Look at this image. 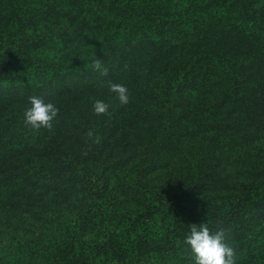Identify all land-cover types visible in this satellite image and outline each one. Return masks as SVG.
<instances>
[{
  "label": "trees",
  "instance_id": "obj_1",
  "mask_svg": "<svg viewBox=\"0 0 264 264\" xmlns=\"http://www.w3.org/2000/svg\"><path fill=\"white\" fill-rule=\"evenodd\" d=\"M16 1L0 0L5 7L0 17V264H11L9 258L12 264H36L32 255L22 256L33 246L19 237L30 234L39 221L60 216V211H49L35 217L21 200L23 186L17 195L6 188L13 176H30L32 161L44 185L67 203L80 206L63 212L66 223L73 220L74 226L66 238L60 236L63 228L58 229L53 242L57 254L43 256L38 264H140L161 253L178 261L183 247L191 250L185 236L193 223L206 224L211 232L225 229L235 264H264V0H151L147 6L141 0ZM13 3L20 5L24 19L29 14L30 26L21 24L19 7L7 11ZM50 17L52 23L47 22ZM41 44L57 58L29 53ZM93 59L108 68L107 76L92 69ZM109 79L128 87L127 105H120L108 91ZM30 96L43 97L59 109L53 120L59 125L48 133L53 146L36 144L34 135L40 129L34 133L24 123ZM94 99L109 103L110 115L94 114ZM10 106L19 111L13 115ZM157 116L164 119L154 124ZM66 120L81 127L92 125L93 136L104 130L95 145L122 148L107 161L110 171L119 168L113 165L124 153L126 139L134 135L130 146L143 162L132 161L134 174L151 175L160 168L168 171V183L185 186L184 180L193 177L224 192L202 205V214L194 213L195 206L154 236L139 216L126 219L117 232L103 230L102 240L77 253L78 229L94 223L110 182L104 168L76 169L80 160L67 153L65 145L74 141L76 128L67 126ZM176 122L187 125L174 130ZM88 131L82 132L80 142L85 158L94 160L93 143L88 146L93 136L87 137ZM211 134L216 145L207 138ZM183 136L198 141L197 147L185 149L193 165L188 169L179 165L182 149L174 156L171 151L168 163L154 161L159 147ZM21 147L41 151L42 160L32 157L23 164L6 158ZM227 149L233 151L228 166L232 170H214L220 151ZM62 175L66 179L61 180ZM147 205L142 204L145 215ZM11 247L17 249L15 253Z\"/></svg>",
  "mask_w": 264,
  "mask_h": 264
},
{
  "label": "rangeland",
  "instance_id": "obj_2",
  "mask_svg": "<svg viewBox=\"0 0 264 264\" xmlns=\"http://www.w3.org/2000/svg\"><path fill=\"white\" fill-rule=\"evenodd\" d=\"M22 1L23 0H17L16 2ZM148 1L151 0H141L144 6H147L146 3ZM34 4H31V9L34 8ZM36 5L37 4H35V6ZM13 6L19 7V9H17V13H19V11L22 13H19V16L21 17V24L30 26L32 21L28 18L29 14L24 19L22 16L23 11L20 10L21 7L19 4L13 3L10 8L7 9V11H12ZM40 6H38L37 8L41 9ZM7 7H9V5H6V8ZM146 9H149V7H146ZM3 10H5V7H3V4L0 2V17L3 15ZM53 20L54 18L50 17L47 22L52 23L51 21ZM37 27H39L40 31L42 32V25L39 24L37 25ZM4 31L6 33V30ZM14 31L16 30H10V32ZM52 40H55V38ZM34 52L40 56H44L46 54H48L50 57L56 56L55 59L58 56L57 53H53L52 50L46 48L42 44L39 45L37 49L32 50L29 53L33 55ZM10 109L13 115H15L19 111L15 106H10ZM161 119H164V116L154 117L152 121L154 124H158ZM66 123L67 126L69 125V123H71V126L76 128V137L74 141L71 143L70 141L65 143L67 147V153L71 151L72 153L77 154V158L80 160L76 165V169L82 170L83 172H96L97 170L104 168V171L107 173L110 182L106 188L104 198L105 201H103L100 205L101 210L99 215L96 216L94 223L90 226H87L84 230L81 228L78 229V248L75 250V252L77 253H79L83 248H90L92 242H99L100 240H102V238L104 237L103 230L117 232L116 229L119 226H122V224L128 222V220L126 219H129V221H131L139 216V221L142 223L141 225L143 227L147 226L151 231V235L154 236L155 234H158L162 229H164L170 223V221L174 220L175 218L186 217L188 211L195 210V206H197V209L194 211V213H197V215L202 214L204 210L202 205L213 201V199L220 198L218 195L224 192L222 189H219L221 187L218 185L206 182L203 183V181L193 179V177L186 178L184 180L185 186H178L176 184L168 183V171H166L165 169L163 171H160L159 167V171L151 175H146L145 172L134 174L133 172L135 171V169L131 167L132 161H138L140 164H143L141 155L134 153L130 146V143L135 139L134 135H129L130 137L126 139L128 143H126L123 147L124 153L120 157H118L120 158L119 161L113 165L114 167L119 168L117 170L114 169L113 171H110L109 168L106 167L107 161L111 156H115V154L121 152L122 148H120V146L118 145H110L108 143H101L100 146L95 145L105 135L104 130H98L93 136V142L88 140V146H91V144L93 143L92 145L94 146V148L92 154L96 158L94 160H92L93 158L90 157L85 158V149L84 146L81 145L80 138L83 137L82 132H84V130H90L92 128V125H82L81 127L79 125L73 124V121L71 120H66ZM58 125V123L56 124V122H53V127L51 129L41 128L39 130L40 134L34 135L36 144L42 142L45 143L48 147L53 146V137H49L48 133ZM186 125L187 124L183 122H176L174 124V130L183 129L181 126L184 127ZM34 133H36V130H34ZM151 133L154 139L156 137L155 131L152 129ZM214 136V134L207 136L208 140H210L211 143L216 142V139H213ZM104 141H107V139H104ZM61 142L62 144H64L63 141ZM214 144L216 145L217 143ZM198 145L199 144L196 139L186 136L180 137L178 141H166L153 154L154 161L159 162L160 164H164V162L168 163L172 159L171 151L174 156L179 149H182L183 158L180 159L179 165L182 168L188 169V166L193 165V163L189 162V154L185 151V149L190 150L191 148H195ZM232 153L233 151L229 149L220 151V154L222 156L218 157L216 161V163L218 164L214 165L213 169L221 172L227 171L228 168L229 170H232L230 167H228L230 163L229 160H232L233 157ZM7 154H9V157H6L7 159L10 158V160L19 161L23 164L26 163V159L29 160L32 157L35 158L34 161L42 160L41 151L36 150L34 152L31 147L17 148L15 150H11ZM61 158L63 159V157ZM83 158L85 159L83 160ZM35 164L36 163L32 161L28 165V168H30V176H28V178H15L13 176L12 181L7 182L6 188L9 189V192L11 194L17 195L19 188L23 186L25 195L21 197V200H23V204L27 208L26 210L32 211L37 218H41L43 213H47L49 211H55L56 213L60 211V216H50L47 219L39 221L30 234L19 237L21 241L25 240V242H31L27 246H33L32 252H30L29 250H24L22 256L30 257V255H32L33 258L36 259V264H38L43 256L57 254V250H55L54 252L55 245L53 242L55 236L58 235V229L63 228V230L60 232V236L62 238H66V234H70V229L74 226L73 220L66 223L67 217L61 216L63 212H65L67 208L76 207L77 209L80 206H78L77 203L73 201L67 203L61 197V195L57 194V191L50 190L46 185H44V183L41 181L42 177L40 176L41 179L38 178L39 173L36 172ZM76 169H74V171ZM63 173L67 172L64 171ZM60 177L61 180L66 179L63 175ZM36 181H38L39 183H37ZM194 184L196 186H194ZM78 186H80L79 183L77 187ZM215 188H218L219 190L215 191ZM142 204H148L147 206H149V213H147L146 215L144 214V210L146 208L142 210ZM11 248L15 253L17 249L14 247ZM1 254L2 253L0 252V256ZM59 256L64 255L60 253ZM65 257L74 258L73 255H66ZM179 257L180 259L176 261L170 256V254H151L147 259L142 260L140 264H193L194 262L191 250H189V248L183 247V251L181 254H179ZM8 260L11 264L13 263V258H9ZM104 264L119 263L116 261H109Z\"/></svg>",
  "mask_w": 264,
  "mask_h": 264
},
{
  "label": "clouds",
  "instance_id": "obj_3",
  "mask_svg": "<svg viewBox=\"0 0 264 264\" xmlns=\"http://www.w3.org/2000/svg\"><path fill=\"white\" fill-rule=\"evenodd\" d=\"M91 67L101 76L108 75V68L99 59L91 61ZM108 91L120 105H127L130 102V90L123 83L106 81ZM30 107L24 110L23 117L26 126L33 130L41 128L51 129L53 120L58 115L59 109L49 101L45 102L43 97H28ZM110 104L101 99L92 101V111L96 115H110ZM86 136L91 138L93 131L89 130ZM185 243L190 247L195 264H235V251L233 247L225 243V229L217 228L211 232L206 224H191L188 234L185 236Z\"/></svg>",
  "mask_w": 264,
  "mask_h": 264
}]
</instances>
